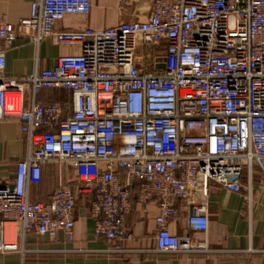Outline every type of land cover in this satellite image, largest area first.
<instances>
[{"label": "built area", "instance_id": "built-area-1", "mask_svg": "<svg viewBox=\"0 0 264 264\" xmlns=\"http://www.w3.org/2000/svg\"><path fill=\"white\" fill-rule=\"evenodd\" d=\"M92 5L34 0L17 23L0 13L6 42L51 38L78 48L26 77L6 75L0 50V122H18L29 144L0 186V252L24 254L31 233L62 232L74 241L78 197L93 195L95 235L122 253L117 243L130 237L124 222L135 187L138 204H158L154 252L204 250L190 234L170 230L177 202L186 203L187 229L204 233L212 183L246 190L251 205L253 171L264 175V0H151L144 20L58 28L70 15L90 14ZM50 89L71 93V109L40 101ZM47 162L66 165L75 183L38 201L32 188Z\"/></svg>", "mask_w": 264, "mask_h": 264}, {"label": "crops", "instance_id": "crops-1", "mask_svg": "<svg viewBox=\"0 0 264 264\" xmlns=\"http://www.w3.org/2000/svg\"><path fill=\"white\" fill-rule=\"evenodd\" d=\"M33 1L0 0V13L17 23L30 14ZM150 5L151 0H133L128 4L121 0H93L90 14L70 15L58 23V28L75 30L90 26L102 29L122 21L144 20ZM0 50L6 52V75L13 77H26L37 70L52 68L61 55L78 52L77 47L58 45L51 38L40 45L0 39ZM154 72H161V69ZM38 98L42 102L61 101L68 109L72 107V95L66 91L43 90ZM28 148V139L20 132L18 122H0V186L12 179L18 161L25 158ZM248 181L245 173L243 182L246 185ZM74 183L73 171L66 165L47 162L43 166L41 183L32 188V198L46 201L55 189ZM137 193L135 187L134 209L124 222L130 237L117 243L124 252H110L114 244L95 235V219L91 215L93 195H80L75 209L74 241H66L62 232L56 237L31 233L25 239L26 252H0V264H264V175L258 168L252 174L251 205L247 204L246 190L236 193L219 184H211L208 229L204 233L187 229L186 203L177 202L180 214L171 220L169 228L177 235L188 233L194 242L206 245L204 250L194 254L154 252L158 204H138ZM16 239L22 241L20 227L16 228Z\"/></svg>", "mask_w": 264, "mask_h": 264}, {"label": "bare ground", "instance_id": "bare-ground-1", "mask_svg": "<svg viewBox=\"0 0 264 264\" xmlns=\"http://www.w3.org/2000/svg\"><path fill=\"white\" fill-rule=\"evenodd\" d=\"M8 227H9V228H13L14 225H13V224H9Z\"/></svg>", "mask_w": 264, "mask_h": 264}, {"label": "rangeland", "instance_id": "rangeland-1", "mask_svg": "<svg viewBox=\"0 0 264 264\" xmlns=\"http://www.w3.org/2000/svg\"><path fill=\"white\" fill-rule=\"evenodd\" d=\"M112 18V17H111Z\"/></svg>", "mask_w": 264, "mask_h": 264}]
</instances>
